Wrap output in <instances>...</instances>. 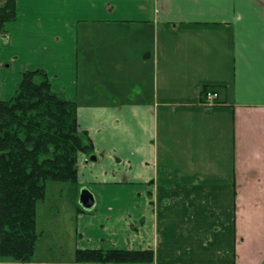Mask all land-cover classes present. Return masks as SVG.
I'll return each mask as SVG.
<instances>
[{"label": "crops", "instance_id": "crops-1", "mask_svg": "<svg viewBox=\"0 0 264 264\" xmlns=\"http://www.w3.org/2000/svg\"><path fill=\"white\" fill-rule=\"evenodd\" d=\"M5 31L7 97L43 68L93 145L68 199L53 197L73 222L51 221V204L40 224L38 203L27 264H73L77 249L264 264V0H16Z\"/></svg>", "mask_w": 264, "mask_h": 264}, {"label": "trees", "instance_id": "trees-1", "mask_svg": "<svg viewBox=\"0 0 264 264\" xmlns=\"http://www.w3.org/2000/svg\"><path fill=\"white\" fill-rule=\"evenodd\" d=\"M16 17V0L0 2V32ZM209 87H203L205 104ZM219 104V102H218ZM78 103L52 90L43 68L25 70L13 95L0 98V260L32 262L42 233L37 206L49 182L77 183L78 154L93 145L78 128ZM149 250L77 249L75 262H152Z\"/></svg>", "mask_w": 264, "mask_h": 264}, {"label": "rangeland", "instance_id": "rangeland-1", "mask_svg": "<svg viewBox=\"0 0 264 264\" xmlns=\"http://www.w3.org/2000/svg\"><path fill=\"white\" fill-rule=\"evenodd\" d=\"M0 2H1V0H0ZM16 85L12 89L11 96L13 95V92H14V90L16 88ZM6 91H7V87H6L5 84L2 83V79L0 77V98H6V99H8V98L11 97V96L10 97H7ZM80 153H83V152H80ZM77 161H78V158H77ZM69 185H70V183H68V182H49L48 183V192H47L48 197H47V200H46V202L44 204H42L41 202H39L40 203L39 204L40 207L38 209V215H39V220L38 221H39L40 224L42 223V218H44V215H43L44 208L45 207H49V205H51V204H52V208L50 209L51 212H52L51 221H53L54 218H55V221H61L63 219H64V221H67V219H68L70 222H73L72 218H70V217L65 218V214H64L63 211H59V210L55 209L56 202H55V199L53 200V197L56 198V197L60 196L61 193L63 194L62 197L68 199V197L70 196V193L67 191V189L70 188ZM59 188H62L63 189L62 192H58L57 191V189H59ZM76 195H77V193H76V190H75V193H74L73 197H76ZM76 202H79V201L77 200ZM62 210H64V208ZM48 232H49V229H46V236H45L44 239L45 240L48 239V241H49L53 237V231H51L50 233H48Z\"/></svg>", "mask_w": 264, "mask_h": 264}, {"label": "built area", "instance_id": "built-area-1", "mask_svg": "<svg viewBox=\"0 0 264 264\" xmlns=\"http://www.w3.org/2000/svg\"><path fill=\"white\" fill-rule=\"evenodd\" d=\"M0 36L4 39L5 42H8L9 37L6 33H1ZM218 97H219V94L217 91H215V90L207 91L206 97H205V104L206 105H215Z\"/></svg>", "mask_w": 264, "mask_h": 264}, {"label": "water", "instance_id": "water-1", "mask_svg": "<svg viewBox=\"0 0 264 264\" xmlns=\"http://www.w3.org/2000/svg\"><path fill=\"white\" fill-rule=\"evenodd\" d=\"M94 197L93 194L88 189H82L80 195V204L84 206V208H91L94 205Z\"/></svg>", "mask_w": 264, "mask_h": 264}]
</instances>
